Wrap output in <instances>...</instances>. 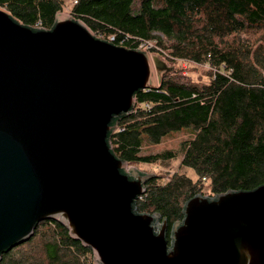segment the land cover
Instances as JSON below:
<instances>
[{"label": "water", "instance_id": "water-1", "mask_svg": "<svg viewBox=\"0 0 264 264\" xmlns=\"http://www.w3.org/2000/svg\"><path fill=\"white\" fill-rule=\"evenodd\" d=\"M171 69L73 16L34 29L0 7V264L47 219L96 264H264V185L193 197L169 238L159 214L136 211L153 175L128 171L109 133Z\"/></svg>", "mask_w": 264, "mask_h": 264}, {"label": "trees", "instance_id": "trees-1", "mask_svg": "<svg viewBox=\"0 0 264 264\" xmlns=\"http://www.w3.org/2000/svg\"><path fill=\"white\" fill-rule=\"evenodd\" d=\"M0 7L34 29H51L66 2L0 0ZM70 13L97 36H115V44L136 49L156 40L168 58L216 68L206 82L169 72L160 87L135 93L129 114L114 118L109 142L118 158L139 165L182 155L181 167L197 174L148 178L137 212L159 214L169 238L186 203L205 188L219 195L264 185V0H72ZM176 134L183 136L177 150L146 151ZM1 264L96 263L90 246L47 219L3 252Z\"/></svg>", "mask_w": 264, "mask_h": 264}, {"label": "rangeland", "instance_id": "rangeland-1", "mask_svg": "<svg viewBox=\"0 0 264 264\" xmlns=\"http://www.w3.org/2000/svg\"><path fill=\"white\" fill-rule=\"evenodd\" d=\"M66 2V8L64 11L59 12L57 15H65V17H71L73 16L70 13L72 0H65ZM165 44H168V40H164ZM152 48H155V51L148 52L151 57L157 56L160 59L164 60L169 67H171V71H176L181 77H184L189 80L193 81H199V82H206L209 80V71H216V68L210 65H207L205 63H195L191 61H183L179 59H172L167 57V50L159 51V49H156V46H152ZM150 48V49H152ZM149 49V50H150ZM169 72H158L157 70H154V75L156 79L155 85H159L161 83V80L164 78V76ZM183 138L182 135H174L171 138L165 139L161 144L147 147L146 151L151 152H160L162 150L167 149H173L177 150L179 147V142ZM181 161H182V155L179 156L178 159H172L168 161H163L157 164H139V165H133L129 164L126 166L128 171H132V168H137L139 171L149 174V175H160L164 177V180H168L174 173L180 172V173H186L188 176H190L193 179L197 178V174L194 171L193 168L190 167H181ZM202 196H216L215 194H210L209 189L205 188L204 194H200ZM160 223H163L162 220H160ZM95 261V259H94ZM96 263V262H95Z\"/></svg>", "mask_w": 264, "mask_h": 264}, {"label": "built area", "instance_id": "built-area-1", "mask_svg": "<svg viewBox=\"0 0 264 264\" xmlns=\"http://www.w3.org/2000/svg\"><path fill=\"white\" fill-rule=\"evenodd\" d=\"M39 28H41V27H39ZM98 37H101L103 39L109 40V41H111L113 43L115 41V36H112V35L111 36H108V37H103V36H98ZM156 43H157L156 40H144V41L142 40L138 44V46L136 47V49L143 50V51H146V52L147 51L148 52H151V50L155 49V48H152V46H154V47L156 46V48L159 49V51H162L163 52L162 48H159ZM116 45L124 46V43L120 41L119 44H116ZM150 48H152V49H150Z\"/></svg>", "mask_w": 264, "mask_h": 264}, {"label": "bare ground", "instance_id": "bare-ground-1", "mask_svg": "<svg viewBox=\"0 0 264 264\" xmlns=\"http://www.w3.org/2000/svg\"><path fill=\"white\" fill-rule=\"evenodd\" d=\"M62 16H65V15H62Z\"/></svg>", "mask_w": 264, "mask_h": 264}]
</instances>
